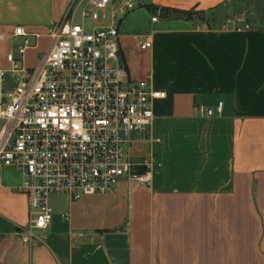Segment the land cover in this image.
I'll use <instances>...</instances> for the list:
<instances>
[{
	"label": "crops",
	"instance_id": "0c3cea01",
	"mask_svg": "<svg viewBox=\"0 0 264 264\" xmlns=\"http://www.w3.org/2000/svg\"><path fill=\"white\" fill-rule=\"evenodd\" d=\"M71 1L0 0V70L10 53L36 67ZM137 1L120 22V57L129 78L150 76L165 93L139 140L161 167L149 187L123 181L49 201L51 224L31 246L17 234L28 222L23 177L1 167L0 264H264V0ZM166 9L211 17L166 18ZM219 101V116L193 111Z\"/></svg>",
	"mask_w": 264,
	"mask_h": 264
},
{
	"label": "built area",
	"instance_id": "2783aa9c",
	"mask_svg": "<svg viewBox=\"0 0 264 264\" xmlns=\"http://www.w3.org/2000/svg\"><path fill=\"white\" fill-rule=\"evenodd\" d=\"M132 0H72L64 18L48 30L49 44L38 65L28 69L8 54V70H0V168L19 172L16 189L28 200V222L18 231L31 246L51 224V196L77 202L105 194L120 182L149 187L161 167L154 154L132 158V134L145 132L154 119L153 104L165 98L154 90L150 76L133 80L120 57L118 15L138 7ZM112 7L110 24H96L98 12ZM79 11L81 23L74 21ZM94 27L87 31L84 21ZM157 16L151 17L156 22ZM15 36H25L22 28ZM29 46L24 41L18 55ZM151 47L145 40L140 50ZM194 106L204 118L219 116ZM67 221V217L63 216Z\"/></svg>",
	"mask_w": 264,
	"mask_h": 264
},
{
	"label": "rangeland",
	"instance_id": "374dc122",
	"mask_svg": "<svg viewBox=\"0 0 264 264\" xmlns=\"http://www.w3.org/2000/svg\"><path fill=\"white\" fill-rule=\"evenodd\" d=\"M113 3L116 5H122V3H124L125 0H120V1H114L112 0ZM134 2V4H137V0H132ZM139 7H136L134 8L135 9H138ZM114 9V8H113ZM112 7L108 6L104 12H98V19H97V22L96 24L98 25H104V26H107L110 24V14L112 12ZM79 11L80 9L78 10L75 18H74V21L77 22V23H81V20L79 18ZM132 11H127L125 14L123 15H118V24H117V27L119 29V26H120V22L129 14L131 13ZM157 16V14H156ZM189 17H193L199 21H208L211 17V14L209 13H203V12H192L190 13ZM84 27L87 31H91V29L94 27V24L90 21V20H85L84 21ZM45 41H41L40 42V46H39V50L40 52H42L43 50H45ZM211 108L214 110L215 108V105L211 106ZM144 135V133H134L132 134L131 136V139H132V143L127 147V150L129 152V156L134 158V156L132 154H137L138 155H147V152H148V149H147V145L146 144H139V140L142 138V136ZM135 142V143H133ZM137 142V144H136ZM149 155L145 156V157H148ZM144 156L143 157H137V158H145ZM136 158V157H135ZM68 198L63 195V196H51L50 198V201H51V205L54 206L55 205H61V202L63 201H67ZM57 201H58V204H57ZM55 211V210H54Z\"/></svg>",
	"mask_w": 264,
	"mask_h": 264
},
{
	"label": "trees",
	"instance_id": "16d2710c",
	"mask_svg": "<svg viewBox=\"0 0 264 264\" xmlns=\"http://www.w3.org/2000/svg\"><path fill=\"white\" fill-rule=\"evenodd\" d=\"M190 13H192V12H181V11H178V10H167V9L163 10V15L166 18L173 17V18H176V19H179V18L188 19Z\"/></svg>",
	"mask_w": 264,
	"mask_h": 264
}]
</instances>
